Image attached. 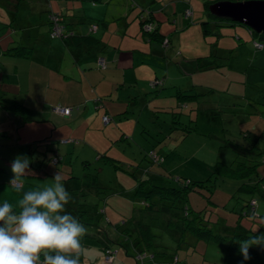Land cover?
I'll list each match as a JSON object with an SVG mask.
<instances>
[{
  "label": "rangeland",
  "instance_id": "rangeland-1",
  "mask_svg": "<svg viewBox=\"0 0 264 264\" xmlns=\"http://www.w3.org/2000/svg\"><path fill=\"white\" fill-rule=\"evenodd\" d=\"M204 1L207 0L191 1L195 16L189 18L192 20L190 24L181 12L180 21L186 30L180 31L182 34L174 37V39H182L181 43H177V48L182 50L183 54L176 59V63L173 61L154 63L150 77L144 76L146 68L136 70L137 80L124 87L129 94L124 105L116 102L112 105V115H110L112 120L108 123L110 128L101 124L97 130L95 129L97 127L89 130L91 132L89 136L77 137L80 141L74 146L76 150H73V146H68L72 150L64 151L62 157L67 156V160L61 161L58 167L50 164L48 166L49 156L45 157L44 145L34 146L40 148L31 159L30 144L22 145L21 137L15 133L21 128L20 120L23 121V117L9 110L0 109V167L3 168L0 169V204L7 201L13 205L14 211L18 212V202L22 199L23 192L50 186L54 174L59 172L66 188L89 186L86 195H77L80 203L96 202L95 208L98 206L100 210L104 208L105 216L107 215L109 220L120 222L135 216L157 226L164 224L165 219L168 222L171 218L169 215H176L178 210L160 206L164 209L163 212H152L145 217L146 214L140 209L143 206L142 194H140L141 199L137 196L139 189L147 191L152 189L153 185L180 187L189 180L210 178L215 180L217 187H210L209 190L197 188L198 191L190 192L189 204L195 209L206 207L212 211V220L219 221V224L214 225V230L231 233L229 226L232 227L239 214L229 211V208L235 209L238 213L241 208L245 212H250L248 216L241 218V224L244 226L256 229L264 224V199L258 192L239 191L237 187L240 182L216 179L214 178L216 174L213 173L218 167L217 162L233 164L234 161L245 159L224 141V139L231 141L229 138H233L234 142L239 144H256L255 150L260 148L261 154L256 157L261 163L255 178H263L261 183H264V67L260 68L258 63H251L249 58V47H252L250 30L243 26H216L212 23L213 19L204 11ZM20 7L19 10H22L23 4ZM141 12L138 18L144 16L147 19L148 11L141 10ZM7 17L9 20L12 18L10 15ZM8 19L0 15V22L3 23L0 24L2 43L7 37L4 32L7 30ZM205 20L210 22L208 24L210 32L203 31L201 21ZM171 27L175 29L174 25ZM93 30L94 28L90 29ZM238 36L240 39H237ZM31 38L35 39V36L32 35ZM56 40L61 41L56 38L54 42ZM18 44L19 42L14 43L13 46L17 47ZM164 44H168L167 38H164ZM209 51L211 54L203 62L214 61V64L220 65L218 68L199 71L195 68L199 65L198 62L187 63L189 61L187 56L191 53L196 54L195 56H204ZM180 58L184 59L183 63H177ZM154 65L157 75L154 73ZM179 89L186 95L201 93L202 96L197 101H192V96L189 101L188 99L185 101L187 104L182 103V99L176 98V91ZM125 105H127L126 111ZM197 106L204 110H196ZM178 111L181 114L174 117L173 115L177 114L172 113ZM178 119L180 123L176 122ZM191 119L193 122H190ZM5 128L7 133L4 132ZM79 134L85 135L84 132ZM28 138L29 136H26V139ZM2 142L10 146L4 147ZM53 145L57 148L56 143ZM59 147L62 149L63 146ZM50 150L48 153H53ZM151 150L157 155L164 156V160L160 163L154 162L149 155ZM40 152L42 154L37 156ZM24 154H27L26 156L32 161V169L35 170L33 174L37 175L26 177L28 181L24 186L25 190L18 192L9 185L12 177L10 162L17 155ZM71 175L74 177H69ZM138 178L144 181L140 182ZM206 184L213 186L214 182L207 181ZM212 190L214 193L210 194ZM207 195L211 196L215 204L208 202ZM250 198L257 201L254 209L255 219H251L253 207L247 204ZM103 218L108 222V218ZM227 225L229 226L226 227ZM84 226L87 229L86 233L93 232V227ZM153 230L156 234V243H163L169 248L176 247L172 230L167 231L165 228L162 230L160 227H155ZM89 236L91 235L85 234L82 239L85 240ZM226 246L225 242L205 243L204 240H200L192 247L189 254L185 249L179 248L177 251L181 258L185 256L188 262H192L191 264H221L226 256ZM83 247L85 246L82 245ZM160 255L164 258L169 256ZM230 259L233 260L229 264H241L243 257L230 256ZM179 264H185V261L180 259Z\"/></svg>",
  "mask_w": 264,
  "mask_h": 264
},
{
  "label": "crops",
  "instance_id": "crops-1",
  "mask_svg": "<svg viewBox=\"0 0 264 264\" xmlns=\"http://www.w3.org/2000/svg\"><path fill=\"white\" fill-rule=\"evenodd\" d=\"M8 2L9 9L0 6L3 9H0V15L7 19V15L12 17L8 19L9 26L6 24L8 26L4 32L7 36L6 40L4 43L0 41V99L3 98L5 101L15 99L28 108L27 116L31 118L20 120L21 128L15 133L21 137L22 145L30 144L31 159L40 148H34V146L44 145L45 157L49 156L48 166L50 164L58 167L61 161L65 162L67 156L62 157V154L64 151L72 150L68 146H73V150H76L74 146L80 141L77 137L89 136L91 134L89 130L95 127L97 130L101 124L106 128L109 127L108 123L112 120L110 116L112 105L114 102L124 105L129 95L124 87H128L137 80L136 70L146 68L144 76L150 77L154 63H170L171 61L176 63V59L183 54L182 50L177 48V43H181L182 39H174L175 35L182 34L180 31L186 30L180 21L181 12L185 8L182 0H134V3L132 0H78V2L76 0H22L21 3L8 0ZM21 4L23 8L19 10ZM48 8L66 17L68 22L66 30H73L79 37L81 35L84 37L75 39L61 37L59 38L61 41L55 42L56 38L51 40ZM141 10L148 11V18L142 16L141 20L152 21L153 31L158 30L157 33L164 36L162 40L156 41L153 38L152 40L149 31L142 30L138 18L142 13ZM193 16H195L194 12ZM95 23H98V27L90 31L91 25ZM0 24L3 23L0 22ZM172 25L175 29L171 27ZM88 33L100 41L88 40L85 38ZM32 35L35 39L31 38ZM164 38L168 39L166 45ZM251 38L254 39L253 34ZM237 39L240 37L238 36ZM18 42V47H25L22 54L15 55V52L6 51L16 47L13 44ZM238 45L239 43L236 44ZM257 49L259 48H256L252 41V47H249V58L251 63H258L262 68L264 67V49L260 48L262 51ZM210 54L209 51L204 56ZM195 55L191 53L187 56L189 59L187 63L198 62L197 58L204 57ZM99 58H104L105 68L100 67ZM183 61L184 59L180 58L177 63H183ZM202 63L205 62L202 60ZM155 68L154 65V73L157 75ZM195 68L199 70L197 66ZM56 105L72 107L69 115L57 113L54 110ZM125 106L126 111L127 105ZM0 109L4 108L0 107ZM104 115L111 117L106 124L102 120ZM15 122L18 123L17 120ZM4 132L7 133L6 128ZM80 132H84L85 135L80 136ZM26 136L31 138L26 139ZM63 139L69 141L61 142ZM53 143H56L57 148ZM1 144L4 147L10 146L6 142ZM59 146H63L62 149ZM50 148L55 149L50 150ZM48 150L53 153H48ZM40 154L42 152L37 156ZM56 154L61 157V160L54 164L51 159ZM32 165H30L31 171L24 177V190L28 181L26 177L37 175L33 174L35 170L32 169ZM0 169L3 168L0 167ZM103 211L104 217L108 218L107 215L105 216L104 208ZM124 220L114 222L108 218L106 222L102 218L99 221L108 230L105 234L100 233L98 238L106 244L110 243L108 247L118 249L111 262L105 261L104 248H100L102 244L98 246L92 243L88 246L83 244L86 248H82L79 264H134V259L125 255L124 251L115 246L112 241L117 240L114 227ZM96 232L93 227L92 233ZM191 249L188 248L185 252L189 254ZM154 257L152 254L149 255L145 264H171L164 263L169 259L165 261L163 259L160 263L161 259ZM177 257L178 261L182 259L185 264L192 263L188 262L185 256L181 258L178 252ZM231 260L233 259L226 254L221 264H229Z\"/></svg>",
  "mask_w": 264,
  "mask_h": 264
},
{
  "label": "trees",
  "instance_id": "trees-1",
  "mask_svg": "<svg viewBox=\"0 0 264 264\" xmlns=\"http://www.w3.org/2000/svg\"><path fill=\"white\" fill-rule=\"evenodd\" d=\"M16 3H21L22 0H16ZM50 1V0H47ZM134 3V0H132ZM185 4V8L183 9V15L188 21L187 23H191L192 20H189V18L192 19L193 17V11L191 8V2L190 0H182ZM218 0H207L203 2V7L204 11L207 16L211 17L213 19V24L216 26H243L246 27L240 23L232 22L227 19H223L220 17H216L215 15L211 14L209 11V5L211 3H214ZM232 1H245V0H232ZM1 7L5 9H9L10 3L8 0H0ZM49 3L47 4V6ZM0 7L1 10H3ZM191 9V13L189 15L186 14V10ZM53 12L51 8H48V19H49V36L51 39L54 38H61V37H68L70 39H75L76 37H79L78 34H75L73 30H66V25L68 22L66 21V17H64L63 14L60 12H57V14L62 17V20L59 21V26H61V32L62 35H52V26H53V21H50L49 15ZM143 18V17H142ZM225 20V21H223ZM140 26L142 30H145L146 26H149L150 29L147 30L149 31L150 39L154 40H162L163 37L162 35L158 34L157 31H153V25L152 21L149 19H140ZM203 23V31L204 32H210L208 28V24L210 23L208 20L201 21ZM11 24V22H10ZM93 25V24H92ZM91 25V26H92ZM96 28L98 27V23L94 24ZM9 26V23H8ZM7 26V27H8ZM91 28V27H90ZM248 28V27H247ZM249 29V28H248ZM250 30V29H249ZM251 34L254 35V39L252 40L254 42H258L262 44V48L264 49V34L263 33H256L252 30H250ZM81 38L84 36H80ZM79 37V38H80ZM85 38H88V40L95 39L96 41H100L96 39L94 36L91 34H87ZM152 39V40H153ZM257 48V47H256ZM25 49V47H12L10 49H7L6 51H12L15 52L14 54H22V50ZM260 49V48H259ZM215 57V55H213ZM208 56L204 57H199L197 58L198 61V66L197 68L201 71L204 70H209V69H214L218 68L219 65L210 63H202V60L207 58ZM104 59V58H103ZM105 65V61H104ZM106 66H104L105 68ZM102 69V68H101ZM212 89H210L211 91ZM177 95L176 98L178 100L182 99V103H186L185 101L189 98L192 97V101H197L200 96H202L201 93H195V94H183V90H177ZM187 104V103H186ZM0 107L9 110L15 114H19L23 117V120H29L27 114H28V108L25 107L24 105L20 104L18 101L15 99H7L5 101L3 98L0 99ZM72 108V107H71ZM213 109V107H210ZM196 110L202 111L204 109H200V107H196ZM71 111V110H70ZM172 114H177L173 115L174 117H177L178 114H181L180 111L177 113H172ZM173 117V118H174ZM103 120V119H102ZM110 121V117H109ZM108 121V122H109ZM107 122V123H108ZM177 123H180V120H176ZM190 122H193L191 119ZM189 132V131H188ZM245 137H247L246 134H244ZM224 139L226 144H230L232 149L237 150V154L240 155L241 157H244L245 159L240 160V161H234V165L232 163L228 164L225 162H217V169L213 171V173L216 174L214 178H222V179H231V180H236L240 182L239 186L237 187L240 190H246L250 193H257L259 196L264 199V183H261V180L263 178H255V176L258 173L259 169V162L257 160L256 155L261 154L260 148L255 150V145L254 143H251L249 145H244V144H239L238 142H234L235 139ZM150 158L153 159L154 162L160 163L164 160V156L161 154L157 155L154 153L153 150L149 152ZM58 158V162L61 160V157H59L57 154L54 156ZM52 162V159H51ZM56 164V163H54ZM253 175V176H252ZM69 177H74V176H69ZM139 179V178H138ZM140 182L144 181V179H139ZM214 182L213 186L207 185L206 182ZM245 185L244 187H242ZM210 187L216 188L217 185L215 183V180L213 179H204V180H189L187 183L184 185L177 187V186H158V185H153L152 189L143 191L142 189H139L137 191V196L140 197L142 196V201H143V206L141 211L147 215H150L152 212H159V211H164L160 206H166L167 208H175L178 210L175 214H170L169 216L171 217L168 222L164 224L157 225L154 224L152 225L151 223L145 222L141 220L140 218H137L135 216H131L128 219H125L122 223L117 224L114 229L117 233V240H112L114 242V245L117 246L118 248H121L125 255L132 257L134 259V264H145V261L149 255L155 256L154 258L158 259L160 258V263H162L163 259L164 261L166 259H169L168 262L164 263H171V264H178V257H177V249H185L187 250L188 248L194 247L195 244H197L198 241L204 240L205 243H208L210 241L216 242L218 244L220 243H226V254L228 256L232 257H242V255L239 252V241L248 239L250 235L254 233V229L251 226H244L241 224V218L244 216H248L250 212H245L243 208H241V211L235 212V209H228L229 211L239 214L238 217L235 219L234 224L231 226L227 225L226 227L231 228V233L227 232H220L214 230V225L219 224V221H213L211 218L212 211H210L208 208L204 207L201 209H195L193 206L189 204V195L190 192L192 191H198L197 188H205L209 190ZM89 186H85V188H66L67 191L71 195L70 202L65 206L66 212L71 214L72 216L76 217L80 223L83 225H88L91 227H94V229L97 231L96 233H86L87 235H91L87 237L83 242V244H92L94 243L95 245H101L100 248H104V253L105 254H112L113 259L115 258V253L117 252L118 249H113L112 247H108V244L110 243H105L104 241L100 240L98 236L100 233H107L106 231L108 230L106 227H103L100 224V220L104 217L103 214V209H99V206L95 208L97 204L94 203H80V199H78L77 195H86L89 191ZM236 188V189H237ZM77 190V192H76ZM214 190L210 191V194H213ZM140 194H142L140 196ZM208 199V202L211 204L213 201L211 200V196L207 195L206 196ZM230 198V197H229ZM248 206H252V216L255 214V207L257 205V201L254 198H250V200L247 201ZM225 208V205H223ZM245 206V205H243ZM169 213V212H167ZM232 216V215H230ZM219 218V217H218ZM220 219V218H219ZM225 219V218H224ZM223 219V220H224ZM222 225V223H220ZM155 227H160L162 230L165 228V230L173 231V238L176 241V247L175 248H169L168 246L164 245L163 243H156L155 238L156 234L153 230ZM256 235L259 234H264V224L259 226L258 232L255 233ZM101 242H100V241ZM86 242V243H85ZM111 242V240H110ZM159 249H162L159 250ZM167 251L169 253H167ZM250 255L251 259L245 261L244 264H264V250H260L257 247H253L250 250ZM160 254H168L169 256L167 258L161 257ZM189 264V263H186Z\"/></svg>",
  "mask_w": 264,
  "mask_h": 264
},
{
  "label": "clouds",
  "instance_id": "clouds-1",
  "mask_svg": "<svg viewBox=\"0 0 264 264\" xmlns=\"http://www.w3.org/2000/svg\"><path fill=\"white\" fill-rule=\"evenodd\" d=\"M31 162L26 155H17L10 162L9 185L18 192L31 171ZM52 180L50 186L23 192L18 212L7 201L0 204V264H79L81 239L87 229L66 212L71 195L63 177L57 172ZM255 218L253 214L251 219ZM258 229L239 241L241 264L251 259V248L264 250V234L256 235Z\"/></svg>",
  "mask_w": 264,
  "mask_h": 264
},
{
  "label": "water",
  "instance_id": "water-1",
  "mask_svg": "<svg viewBox=\"0 0 264 264\" xmlns=\"http://www.w3.org/2000/svg\"><path fill=\"white\" fill-rule=\"evenodd\" d=\"M208 8L216 17L240 23L256 33L264 34V0H218Z\"/></svg>",
  "mask_w": 264,
  "mask_h": 264
},
{
  "label": "built area",
  "instance_id": "built-area-1",
  "mask_svg": "<svg viewBox=\"0 0 264 264\" xmlns=\"http://www.w3.org/2000/svg\"><path fill=\"white\" fill-rule=\"evenodd\" d=\"M190 13H191V9H187L186 10V14L189 15ZM61 19L62 18L57 13L51 12V14H50V21H53V23H54L53 26H52V32H51L52 35H59V36L62 35V32H61L62 31L61 30L62 27L59 26V21ZM91 28H94L95 29L96 26L95 25H92ZM145 29L149 30L150 27L149 26H146ZM254 45L257 48H262V44H260L258 42H254ZM98 61H99L100 67L103 68L105 66L104 65V59L103 58H99ZM54 110L57 113L61 114V115L68 116L69 113H70L71 108L70 107H62L61 105H56L54 107ZM102 119H103V122L105 124L109 121V117L107 115H104L102 117ZM68 141H69L68 139L67 140L66 139L61 140V142H68ZM52 162L53 163H57L58 162V158L57 157H53L52 158ZM112 260H113L112 254H105V261L106 262H111Z\"/></svg>",
  "mask_w": 264,
  "mask_h": 264
}]
</instances>
